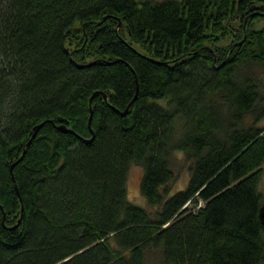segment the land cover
I'll use <instances>...</instances> for the list:
<instances>
[{"label": "trees", "instance_id": "16d2710c", "mask_svg": "<svg viewBox=\"0 0 264 264\" xmlns=\"http://www.w3.org/2000/svg\"><path fill=\"white\" fill-rule=\"evenodd\" d=\"M263 14L0 0V264H264ZM177 151L190 179L169 196Z\"/></svg>", "mask_w": 264, "mask_h": 264}, {"label": "rangeland", "instance_id": "374dc122", "mask_svg": "<svg viewBox=\"0 0 264 264\" xmlns=\"http://www.w3.org/2000/svg\"><path fill=\"white\" fill-rule=\"evenodd\" d=\"M264 26V19H260L255 21L254 28H262ZM254 73L259 76L260 85L262 87V91L264 93V67L262 66H256L254 68ZM261 126L264 127V120L261 121ZM175 159H174V172H176L177 179L170 183L168 187L170 188V195L173 196L176 194V192L185 190L186 185L190 179V173H189V165L186 161L185 156L182 152L177 151L175 152ZM128 172V181H127V190H128V199L140 206L143 209L148 210V212L155 216L156 212L158 211L159 207H151L145 197L142 195L140 186L142 182V175H143V167H140L136 164H131L129 167ZM262 178L260 181L259 186V192L263 195L264 199V165L262 166ZM190 207H193V205H190ZM149 264H162L161 263V256L160 253H154L150 256Z\"/></svg>", "mask_w": 264, "mask_h": 264}, {"label": "water", "instance_id": "95a60500", "mask_svg": "<svg viewBox=\"0 0 264 264\" xmlns=\"http://www.w3.org/2000/svg\"><path fill=\"white\" fill-rule=\"evenodd\" d=\"M263 16H264V14H263ZM107 98V97H106ZM130 106V105H129ZM129 109V107L126 109V111ZM125 111V112H126ZM125 112H123V114H125ZM41 127V125L40 126H38V127H35L34 129H35V131H34V134H33V137L34 136H36V134H37V132H38V130H39V128ZM65 129V128H64ZM33 139V138H32ZM32 139H31V141L27 144V145H29L31 142H32ZM25 153V152H24ZM24 153H23V156H24ZM23 156L21 157V159L23 158ZM14 165L15 164H13V166H12V168H11V171H13V167H14ZM186 208V207H185ZM259 216L261 217V220H262V223H263V225H264V203L262 204V208H261V210H260V214H259ZM3 223H5V220H4V222ZM16 226V225H15Z\"/></svg>", "mask_w": 264, "mask_h": 264}]
</instances>
